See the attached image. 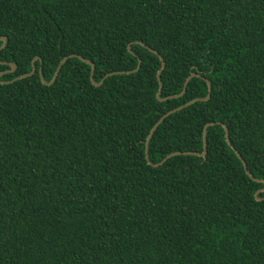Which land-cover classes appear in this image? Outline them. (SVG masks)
<instances>
[{
    "label": "trees",
    "instance_id": "16d2710c",
    "mask_svg": "<svg viewBox=\"0 0 264 264\" xmlns=\"http://www.w3.org/2000/svg\"><path fill=\"white\" fill-rule=\"evenodd\" d=\"M0 38V264H264V0H0ZM70 55L140 68L42 84Z\"/></svg>",
    "mask_w": 264,
    "mask_h": 264
},
{
    "label": "water",
    "instance_id": "95a60500",
    "mask_svg": "<svg viewBox=\"0 0 264 264\" xmlns=\"http://www.w3.org/2000/svg\"><path fill=\"white\" fill-rule=\"evenodd\" d=\"M0 42H2V46L0 47V51H1V50L5 47V45H6V43H7V40H6V38H0ZM139 44L142 45V46H144V45L141 44V43H139ZM146 48H147V47H146ZM147 49H148L151 53L157 55V56L159 57L160 61H161V68H160V70H159L158 73H157V78H158V82H159V90H158L157 95H156L157 100L160 101V102H163V101H166V100H168V99H170V98H173V97L177 98L176 96H173V97H168V98H165V99H161L162 84H161L160 76H161V72H162V70L164 69L165 63H164L163 59L161 58V56H159L158 54H156L155 51H153L152 49H149V48H147ZM128 50H129V52H130L131 54H133L132 51L130 50V46H128ZM133 55H134V54H133ZM72 58L80 59L82 62H84L85 64H87V65H89V66L91 67L90 80H91L92 84H93L95 87H99V86H101V85L103 84L104 80H105L107 77H109V76H113V75H117V74H131V73L137 72V71L139 70V68H140V60H139V65H138V67H137V69H136L135 71H131V72H121V73H119V72H118V73H111V74H108L105 78H103V79L101 80L100 83H96V82L94 81V77H93V75H94V65H93V63H91L90 61L85 60V59H83V58H81V57H79V56H77V55H70V56L64 58V59L60 62V64H59V66H58V68H57V70H56V72H55V74H54L52 80H51L49 83H47V82L45 81V79H44V77H43V75H42V73H41V71H40L39 75H40V79H41L42 84L47 85V86H51V85L54 83L56 77L58 76L59 71H60L61 67L63 66V64H64L68 59H72ZM35 60H36V59H35ZM34 62H35V61L32 62V71H31L30 73L25 74V75H22V76L16 78L14 81H18V80H21V79H24V78H27V77H31L32 75H34L35 72H36V68H35ZM10 66H11L12 70L9 71V72H14L15 69H16L15 65L10 64ZM3 74H4V73L0 74V77H1ZM194 77H196V78H200V79H203L200 75H197V74H191V75L187 78V80H186V82H185V84H184V90H183V93H182L181 95H179L178 97H180V96H182V95L184 94L185 89H186V87H187L189 81H190L192 78H194ZM14 81H13V82H14ZM0 83L5 84V82H1V81H0ZM7 83H8V82H6V84H7ZM207 84H208V95H207L206 98H204V99H195V100L189 102L188 104H186L185 106L178 108L177 110H174V111H170V112H168V113L165 114L162 118H160V120H159V121L155 124V126L152 128V130L150 131V133H149V135H148V137H147V140H146V142H145V155H146V160H147V162H148L150 165H152V164L150 163L149 158H148V143H149V141L151 140V137H152V135L154 134V132L157 130V128L160 126V124H161V123H162V122H163L168 116H170L171 114H173V113H175V112H177V111H179V110H181V109H183V108H185V107H188L189 105H191V104H193V103H196V102H198V101H207V100L210 98V94H211V86H210L209 83H207ZM214 125H215L214 123H212V124H208V125H206L205 128H204V131H203V145H204L203 153L199 154V153H189V152H185V153H183V154H184V155H193V156H197V157H200V158H204V157L206 156V147H207V141H206V140H207V139H206L207 129H208V127H212V126H214ZM222 127H223V129H224V131H225V140H226L227 144L230 146V142H229V139H228V131H227V128H226L224 125H222ZM232 149H233V148H232ZM233 150H234V149H233ZM234 152H235V154L237 155V157L242 161L243 166H244L245 171H246V174L252 179V177H251L249 171L247 170V167H246L245 162L241 159L240 155H239L236 151H234ZM180 154H182V153H174V154H170V155H168V156H167V157H166L161 163H159V164H157V165H152V166H154V167H158V166L162 165L165 161H167L168 159H170L171 157H173V156H177V155H180ZM254 180H255V179H254ZM255 181L258 182V183H264V181H262V180H258V179H256ZM263 192H264V188H263L262 190L258 191V192L255 194V198H256L257 201H261V200L264 199V198H263V199L259 198V194H260V193H263Z\"/></svg>",
    "mask_w": 264,
    "mask_h": 264
}]
</instances>
